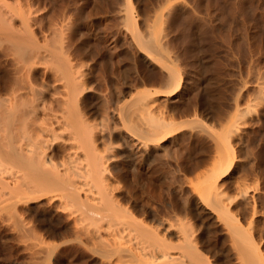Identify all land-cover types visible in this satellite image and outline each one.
<instances>
[{"label": "rangeland", "instance_id": "rangeland-1", "mask_svg": "<svg viewBox=\"0 0 264 264\" xmlns=\"http://www.w3.org/2000/svg\"><path fill=\"white\" fill-rule=\"evenodd\" d=\"M25 27L28 30L27 35ZM14 34L18 39L21 37V40L25 37V41L20 42L19 39L18 44L17 40L13 39ZM139 36L143 39L146 36L152 37L145 38L154 42L151 41L154 45L151 44L153 46L151 50L150 47L147 49L158 59L155 57L153 60L151 57V62L144 59V55L148 52L144 53L147 49L141 47ZM28 40H30L29 44ZM59 43L63 49L58 45ZM20 47L24 49L21 50ZM33 48L35 52L32 51ZM75 49L77 51L79 49L81 53L78 52L77 55ZM152 49H155L154 52ZM22 51L24 53H21ZM65 56L69 57L76 67L83 68L84 80L87 83V90L84 93L88 94V101L85 102L91 103L88 104L89 107L86 104L87 107H84L86 111L89 110L87 114L94 111V120L96 119V126L98 125L96 130L98 149L104 148L103 143L109 138L108 128L104 126L105 119L100 117L103 113L101 108L104 107V103L102 105L101 103L109 96L114 97L113 94H117V97L115 96L117 99L121 96V88L128 90L127 92L124 90L122 101L119 100L117 103L124 109L121 112L125 116L115 117L113 125L115 135L112 143L114 147L111 149L114 157L110 152L112 158L108 160L109 171L113 174L116 171V174L120 175L117 176L118 178L115 176L108 179V187L112 188L108 189V192L113 199L115 198V202L120 201L118 203L120 207L131 217L134 215L133 218L144 222L143 225L146 224L144 226L150 230V233L146 231L142 233L120 223L118 227L110 226V222L107 221L109 217L105 219L103 218L105 216L102 217L104 220L101 218L97 221L98 228L96 224H90L89 219H86L88 221L83 219L84 222L81 220L80 225L77 222H79L78 218H82L81 210H85L83 204L78 207L80 203L71 202L69 199L67 201L55 199L51 197L53 192L41 193L43 195L39 193L40 195L32 200L21 198L16 190L9 188L14 185L12 182L14 180L8 177L9 186L7 185V188L1 186L2 190L0 188V264H138L134 258L125 255V251L123 254L113 253L114 251L110 249L114 245L113 240L126 241L124 245L127 246L132 243L131 247L143 245L149 250L153 249L152 246L155 247L156 244L153 245L152 242L154 243L158 237L156 240L163 242L168 251L175 254L178 252L180 242L177 238L178 225L181 221L188 231L190 230L195 244L197 242L196 246L200 251L202 250L210 264L239 262L236 253H238L237 249L242 247L243 237L240 235L242 233L243 236L244 232L245 237L247 235L250 239L246 237L250 241L249 244H255L264 260V0H0V66L7 67L10 71L9 75L14 76L15 79L20 76L16 73L18 67L21 70L19 73H28L27 79L34 87L33 93L36 90L34 94L39 98V103L46 98L44 102L50 104L52 109L58 108L59 105L57 91L60 90L61 82L55 79L57 77L55 73ZM165 65L170 66V69L173 67L172 70L166 69ZM121 70L125 73L122 74ZM173 71L177 73L178 79V86L175 89L169 83L171 81L169 72L173 73ZM142 95H145L146 99L152 96L151 98L155 100L151 102L153 105L150 103L151 105L147 106V110L151 111L149 113L159 114L156 117L161 115L159 118L169 121L170 126L159 141L158 139L148 141L147 148L140 145V149L147 150L150 147L154 150V162L150 161L153 163L149 165L148 162V165H145V171L141 170V177L138 174L140 171L138 173L136 171L135 175L129 178L122 168L130 156L124 159L122 152L129 153L132 140L137 142V135L129 128L133 129L130 123L138 121L136 115L139 113L137 109L141 106L139 104L144 101ZM134 97L139 100H134ZM44 102L42 104H45ZM129 110L132 113H129ZM42 112H38L37 115H41ZM57 130L59 131V128H56ZM58 133L63 142L61 139L52 141L49 153L55 161L61 162L68 145L64 141L66 133L60 131ZM221 138H225L226 142ZM225 143H229L232 151L230 166L228 170H224V165L216 172L211 165L214 166L218 159L216 157L220 154L222 157L225 155L224 146L227 145ZM152 167L156 169V173L158 172L157 175L155 172H153L155 174L147 172L151 171ZM189 169L194 171L191 172ZM212 170L214 172H211ZM206 174L208 177L211 176L209 181L214 182L215 194L209 192L205 194L201 191ZM10 191L15 196L9 193ZM83 193L85 194V190L80 191L81 197H84ZM215 198L219 200L215 202ZM61 202H64L63 204L74 202L78 206L70 203V207L69 203L63 205ZM65 206L68 208L67 211ZM220 207L228 211L224 213L230 217L233 215L234 218L233 216L230 218L233 220L226 218V222L224 213L219 214ZM69 209L74 216L70 214ZM88 213L96 216V213L90 210ZM127 218L122 215L119 220L129 221ZM175 220L180 221L179 224ZM168 221L177 225L169 224ZM233 222L239 227L238 230L242 227L244 230L238 233ZM82 228L84 230H81ZM145 234L153 241L146 238ZM100 246H104L103 249L100 250Z\"/></svg>", "mask_w": 264, "mask_h": 264}, {"label": "bare ground", "instance_id": "bare-ground-1", "mask_svg": "<svg viewBox=\"0 0 264 264\" xmlns=\"http://www.w3.org/2000/svg\"><path fill=\"white\" fill-rule=\"evenodd\" d=\"M126 3V1H125ZM127 5V4H126ZM125 5V6H126ZM129 8V7H128ZM91 10V9H90ZM129 10V9H128ZM127 11V9L125 10ZM125 13V12H124ZM128 14V13H127ZM130 14V13H129ZM26 17V16H25ZM27 18V17H26ZM127 18V15H126ZM128 19V18H127ZM126 20V19H125ZM129 22V21H128ZM8 24V23H7ZM10 24V23H9ZM8 24V25H9ZM125 24V23H124ZM127 24V23H126ZM23 25V23H22ZM25 25H23L24 27ZM125 26V25H124ZM11 27V26H10ZM60 27V26H59ZM26 28V27H25ZM24 28V29H25ZM30 28V27H29ZM124 28V27H123ZM14 29V28H11ZM17 29V28H16ZM121 29V28H120ZM128 30V29H125ZM148 30V29H147ZM17 31V30H15ZM24 31V30H23ZM22 34L24 35L26 33L27 35V28H26V32ZM32 31V30H31ZM149 31V30H148ZM11 32V31H10ZM18 32V31H17ZM55 32V31H54ZM12 33V32H11ZM21 33V32H20ZM32 33V32H31ZM129 33V32H128ZM136 33V32H135ZM147 33V32H146ZM53 34V33H52ZM56 34V33H55ZM62 34V33H61ZM80 34V33H79ZM121 34V32H120ZM25 35V36H26ZM34 35V34H32ZM81 35V34H80ZM135 35V34H134ZM150 35V33H149ZM16 35L14 34V38L12 37L14 40H17V43L19 41V39L21 38H17L15 37ZM29 36V35H28ZM63 36V35H62ZM82 36V35H81ZM145 36V35H144ZM24 37V36H23ZM30 37V36H29ZM57 37V36H56ZM55 37V38H56ZM75 37V36H74ZM80 37V36H79ZM125 37V36H124ZM140 37V36H139ZM138 40L139 42L141 41L142 44H140L141 47H143L144 49H147L150 47H153L154 45L152 44V40H147V39H143V38H139ZM151 37V36H150ZM147 37V38H150ZM17 38V39H16ZM47 38V37H46ZM62 38V37H61ZM73 38V37H72ZM121 38V37H120ZM152 38V37H151ZM150 38V39H151ZM25 37L22 39L23 41H25ZM32 39V38H31ZM30 39V40H31ZM54 39V38H53ZM71 39V38H70ZM136 39V38H135ZM142 39V40H141ZM22 40L20 39V42H22ZM30 40H28L29 42H27L28 44L30 43ZM129 40V39H128ZM48 41V40H47ZM100 41V39H99ZM123 41V40H122ZM137 41V40H136ZM152 41V42H151ZM19 42V43H20ZM55 42V40H54ZM59 42V41H57ZM56 42V43H57ZM61 42V41H60ZM65 42V41H64ZM86 42V41H85ZM117 42V41H116ZM16 43V41H15ZM16 43V45H18ZM32 43V41H31ZM41 43V42H40ZM92 43V42H91ZM90 43V44H91ZM119 43V42H118ZM154 43V42H153ZM37 44V43H36ZM46 44V43H44ZM50 44V43H49ZM61 43H59L58 45L60 46ZM63 44V43H62ZM71 44V43H70ZM75 44V43H74ZM153 46H152V45ZM24 45V44H23ZM39 45V43H38ZM36 45V46H38ZM83 45V44H82ZM89 45V44H88ZM116 45V44H115ZM128 45V44H127ZM19 46V45H18ZM29 46V45H28ZM51 46V45H50ZM48 46V47H50ZM102 46V45H101ZM133 46V45H132ZM16 47V46H15ZM27 47V46H26ZM62 49L63 47L60 46ZM59 47V48H60ZM93 47V46H92ZM96 47V46H95ZM104 47V46H103ZM127 47V46H126ZM159 47V46H158ZM161 47V46H160ZM42 48V47H41ZM45 48V47H44ZM67 47H65L66 49ZM142 48V49H143ZM19 49V48H18ZM21 49V47H20ZM24 48L22 47L21 50H23ZM29 49V48H28ZM37 49V48H36ZM46 49V48H45ZM48 49V48H47ZM81 49V48H80ZM106 49V48H104ZM103 49V50H104ZM157 49V48H156ZM162 49V48H161ZM41 50V49H40ZM51 50V49H48ZM76 50V49H75ZM94 50V49H93ZM92 50V51H93ZM98 50V49H97ZM127 50V49H126ZM155 50V49H154ZM154 50L152 49V52H154ZM30 51V50H29ZM28 51V54H29ZM34 48H33V50ZM53 51V50H52ZM63 51V50H62ZM77 51V50H76ZM83 51V50H82ZM100 51V50H99ZM125 51V50H124ZM147 53V50H144ZM164 51V50H163ZM33 52V53H34ZM61 52V51H60ZM68 52V51H66ZM73 52V51H72ZM77 51V55L79 54ZM97 52V51H96ZM151 52V51H150ZM148 52V54L144 55V59H147L151 62L152 59L151 57L154 58L156 56H154L152 53ZM159 52V51H158ZM19 53V52H18ZM21 53H24V51H22ZM20 53V54H21ZM55 53V52H54ZM53 53V54H54ZM81 53V52H80ZM93 53V52H92ZM108 53V52H107ZM150 53V54H149ZM157 53V51H156ZM27 54V55H28ZM49 54V52H48ZM64 53H62L63 56ZM75 54V53H74ZM94 54V53H93ZM97 54V53H96ZM162 54V53H161ZM23 55V54H22ZM55 55H57L55 53ZM61 55V54H59ZM68 55V54H67ZM82 55V54H81ZM87 55V54H85ZM89 55V53H88ZM126 55V54H125ZM48 56V55H47ZM50 56V55H49ZM48 56V57H49ZM69 56V55H68ZM105 56V55H104ZM108 56V55H107ZM159 56V55H158ZM16 57V56H15ZM26 57V56H25ZM28 57V56H27ZM30 57V56H29ZM51 57V56H50ZM54 57V56H53ZM60 57V56H59ZM80 58V56H78ZM92 57V56H91ZM110 57V56H109ZM127 57V56H126ZM160 57V56H159ZM18 58V57H17ZM65 58V59H64ZM64 58H62L63 62L60 61L61 63L58 64L60 65V67H57L56 69V73L55 75L57 76L55 79H57V81L61 82L60 85V90L57 91V94L59 95V105L58 108L56 109H52L50 108V104H42L41 101L39 103V98H37V96L35 95V91L33 93V85L29 82L28 78V73L27 74H23L19 73L20 67L17 68V72L18 74H20V76L18 77L17 75H15L16 79L14 78V76H10L9 75V69L7 67H3L0 66V188L1 186L5 188H7V185L9 186L10 181H8V177L9 179L11 178V180H14L12 182H14V185L12 184L11 187L9 188H13L14 191L16 190V192L18 193V195L21 198H31V200L33 198H36L37 195H40L41 193H48V192H53V198H57V199H62L64 201V199L67 201V199L80 203L79 206L76 205L74 202L71 203V205L75 204L76 206L80 207L81 204L84 205L85 210H81V212L83 213V215L80 212L79 214L82 215V218H78L80 223L81 220L83 221V219L85 221H88L86 219H89L90 224H96V227L98 228V220H101V218L103 216V218L106 219V217L109 221L108 223L111 225H114L116 227H118V223H120L121 225H125L128 228H134L135 230H139L140 232H149L150 230L146 229V224L143 225L142 221L138 218H133V216L131 217L126 210L122 209L120 207V204H118L119 202H115L114 199L111 197L112 195H110V192H108L110 187H108L109 185L107 183L108 179L110 177H119V175L111 173L109 171L108 166L110 164H108V160L109 158H112V156L110 155L111 149L114 147L112 146L113 143V135H115L114 131V120L115 117L119 118V115H122L121 110L123 109L121 106H119L117 103L119 102V100L122 99V97L124 96V90L125 88L122 90L121 88V96H118V98L116 99V95L117 94H113L114 97H107L105 102L103 101L101 103V105L103 104L104 107L101 108V110L103 111L102 116L100 117H104L105 119V124L104 126L108 128V141H105L104 144V148L102 149H98L97 148V144L96 141L98 139L97 137V127L96 126V119L94 120V111H92L91 114H87V112H89V110L86 111L85 107L88 106V104H86L85 101H88V94H85V90H87V83L84 80V72H83V68H81V66L76 67V65H74L71 62V59H69V57L65 56ZM77 58V57H76ZM75 58V59H76ZM85 58V57H84ZM101 58V57H100ZM136 58V57H135ZM163 58V57H162ZM29 59V58H28ZM90 59V58H88ZM107 59V58H106ZM110 59V58H109ZM131 59V58H130ZM129 59V60H130ZM156 59H158L156 57ZM174 59V58H173ZM20 60V59H19ZM30 60V59H29ZM47 60V59H46ZM55 60V59H54ZM58 60V59H57ZM105 60V59H104ZM112 60V59H111ZM110 60V62H111ZM118 60V59H117ZM160 60V59H159ZM166 60V59H165ZM16 61V60H15ZM14 61V62H15ZM24 61V60H23ZM35 61V60H34ZM42 61V60H40ZM76 61V60H75ZM80 60H78L79 62ZM95 61V60H94ZM97 61V60H96ZM99 61V60H98ZM135 61V59H134ZM140 60H138L139 62ZM25 62V61H24ZM48 62V61H46ZM51 62V61H50ZM53 62V61H52ZM83 62V61H82ZM86 62V61H85ZM100 62V61H99ZM103 62V61H102ZM107 62V60L105 61ZM104 62V63H105ZM143 62V61H142ZM162 62V61H161ZM13 63V62H12ZM22 63V61H21ZM27 63V61H26ZM32 63V62H31ZM37 63V62H36ZM49 63V62H48ZM87 63V62H86ZM113 63V62H111ZM119 63V62H118ZM126 63V62H125ZM171 63V62H170ZM20 64V63H19ZM23 64V63H22ZM55 64V63H54ZM80 64V63H79ZM78 64V65H79ZM85 64V63H84ZM93 64V63H92ZM103 64V63H102ZM106 64V63H105ZM109 64V63H108ZM137 64V63H136ZM140 64V62H139ZM164 64V63H163ZM174 64V63H173ZM1 65V63H0ZM45 65V64H44ZM114 65V64H113ZM119 65V64H118ZM17 66V65H16ZM31 66V65H30ZM38 66V65H36ZM48 66V65H47ZM46 66V67H47ZM53 66V65H52ZM86 66V65H85ZM96 66V65H95ZM131 66V65H130ZM169 66V65H168ZM9 67V66H8ZM13 67V66H12ZM35 67V66H34ZM50 67V66H49ZM112 67V66H111ZM129 67V66H128ZM147 67V66H146ZM170 69V66L167 67L166 65L164 66ZM23 68V67H22ZM51 68V67H50ZM56 68V67H54ZM107 68V67H106ZM110 68V67H109ZM139 68V67H138ZM137 68V70H138ZM141 68V67H140ZM149 68V67H148ZM151 68V67H150ZM173 68V67H172ZM172 68L170 70H172ZM175 68V67H174ZM19 69V71H18ZM93 69V68H92ZM96 69V68H95ZM99 69V68H98ZM113 69V68H112ZM145 69V68H144ZM168 69V70H169ZM23 70V69H22ZM24 70H28L25 69ZM117 70V69H116ZM124 71V69H122ZM121 70V72H123ZM135 70V69H134ZM142 70V69H141ZM140 70V71H141ZM15 71V70H13ZM53 71V70H52ZM50 70V72H52ZM86 71V70H85ZM127 71V69H126ZM148 71V70H147ZM175 71V70H174ZM170 73V77H171V81L169 83H171L174 87L173 89H175L178 86V79L176 77V72ZM25 72V71H24ZM27 72V71H26ZM103 72V71H102ZM108 72V71H107ZM114 72V71H113ZM142 72V71H141ZM144 72V71H143ZM151 72V71H150ZM149 72V73H150ZM47 73V72H46ZM119 73V72H118ZM125 72H123L122 74H124ZM138 73V72H137ZM136 73V74H137ZM146 73V72H145ZM147 73V74H149ZM163 73V72H162ZM11 74V73H10ZM30 74V71H29ZM34 74V72H33ZM98 74V73H97ZM135 74V75H136ZM153 74V73H152ZM31 75V74H30ZM141 75V74H140ZM165 75V74H164ZM169 75V74H168ZM96 76V75H95ZM129 76V75H128ZM145 76V75H144ZM152 76V75H151ZM178 76V75H177ZM125 77V76H124ZM169 77V76H168ZM169 77V78H170ZM14 78V79H12ZM51 78V77H49ZM96 78V77H95ZM133 78V77H132ZM139 78V77H138ZM137 78V79H138ZM148 78V76L146 77ZM152 78V77H151ZM54 79V78H53ZM114 79V77H113ZM129 79V78H128ZM140 80V79H139ZM165 80H167L165 78ZM55 81V80H53ZM94 81V80H93ZM116 81V80H115ZM126 81V79H125ZM151 81V80H150ZM34 82V81H33ZM40 82V81H39ZM91 82V81H90ZM168 82V81H167ZM38 83V82H37ZM136 83V82H135ZM104 84V83H103ZM121 84V83H120ZM134 84V83H133ZM36 85V84H35ZM110 85V82H109ZM138 85V84H137ZM142 85V84H141ZM165 85V84H164ZM168 85V84H167ZM38 86V85H37ZM48 86V85H47ZM116 86V85H115ZM114 86V87H115ZM136 86V85H135ZM166 86V85H165ZM171 86V85H170ZM42 87V86H41ZM109 87V86H108ZM113 87V88H114ZM143 87V86H142ZM168 87V86H167ZM36 88V87H35ZM40 88V87H39ZM90 88V87H89ZM166 89V87H164ZM37 89V88H36ZM55 89V88H54ZM170 89V88H169ZM172 89V88H171ZM101 90V89H100ZM106 90V89H105ZM127 90V89H126ZM125 90V91H126ZM135 90V89H134ZM141 90V89H140ZM94 91V90H93ZM117 91V93H118ZM123 91V92H122ZM128 91V90H127ZM126 91V92H127ZM144 91V90H142ZM169 91V90H168ZM40 91H38L39 93ZM85 92V93H84ZM116 92V91H115ZM166 92V90H165ZM110 93V92H108ZM144 93V92H143ZM153 93V92H152ZM41 94V93H39ZM98 94V93H97ZM103 94V93H102ZM141 94V92H140ZM145 94V93H144ZM156 94V93H155ZM38 95V94H37ZM119 95V93H118ZM147 95V94H146ZM40 96V95H38ZM51 96V94H50ZM96 96V95H95ZM107 96V95H106ZM112 96V95H111ZM116 96V97H115ZM52 97V96H51ZM91 97V96H90ZM104 97V95L102 96V98ZM138 97V96H136ZM152 97V96H151ZM149 97L150 99H146L145 95H142V98H144L143 102L141 104H139L140 108L137 109L139 111L138 114L136 111V116L138 121L136 120L135 117V122L133 124L130 123V125L133 127V129L129 128V130H131L133 132V134H136L138 139L136 138L135 140H132V142L130 143V149L129 153L127 151H124L122 153H124V157H129L128 159H126V163L123 164V168L125 169L124 172L126 175L129 176V178L131 177V175H135L134 173H137L140 171L139 176L141 177V172L144 170L145 171V165H149L150 163L154 162V158H155V153L153 149H144L145 147L147 148L148 146V141H155L159 139L163 136V134H165L167 131L166 129L168 128V126H170V122L166 121L164 119H160L159 117H156L157 115H153L150 114L147 110V106H150L153 102V98ZM173 97V96H172ZM55 98V97H54ZM52 99V98H51ZM86 99V100H85ZM104 99V98H103ZM180 99V98H179ZM91 100V99H90ZM100 100V99H99ZM134 100H139L138 98ZM176 100V99H175ZM122 101V100H121ZM142 101V99H141ZM155 101V100H154ZM85 102V103H84ZM126 102V101H125ZM139 102V101H138ZM178 102V101H177ZM180 102V101H179ZM49 103V102H48ZM84 103V104H83ZM122 103V102H121ZM131 103V102H130ZM151 103V104H150ZM85 104L87 106H85ZM91 104V103H90ZM89 104V105H90ZM133 104V103H132ZM138 104V103H137ZM149 104V105H148ZM184 104V102H183ZM122 105V104H120ZM153 105V104H152ZM175 105V104H174ZM85 106V107H84ZM125 106V105H124ZM127 106V105H126ZM132 106V105H131ZM136 106V105H135ZM157 106V105H156ZM89 107V106H88ZM98 107V106H97ZM129 107V106H128ZM127 107V108H128ZM134 106H132L133 109ZM154 107V106H153ZM158 107V106H157ZM125 108V107H124ZM152 108V106L150 107ZM92 109V108H91ZM90 109V110H91ZM130 109V107H129ZM149 109V107H148ZM95 110V109H93ZM100 110V112H102ZM124 110V109H123ZM128 110V109H127ZM126 110V111H127ZM131 110V109H130ZM129 110V111H130ZM135 110V108L133 109ZM151 110V109H150ZM154 110V109H153ZM43 111L41 113V115H37L39 114L38 112ZM96 113L99 115V112L96 111ZM129 113H132L131 111ZM126 114V112H125ZM129 115V114H127ZM131 115V114H130ZM125 116V115H124ZM123 116V117H124ZM133 116V115H131ZM121 117V116H120ZM127 117V116H126ZM130 117V116H129ZM133 117V118H134ZM128 118V117H127ZM132 118V117H131ZM132 118V119H133ZM142 118V119H141ZM103 119V118H102ZM122 119V118H121ZM119 119V120H121ZM131 120V119H130ZM103 121V120H102ZM122 121V120H121ZM127 121V120H126ZM100 122V121H99ZM104 122V121H103ZM102 122V123H103ZM130 122V121H129ZM133 122V121H132ZM119 125V124H118ZM121 125V124H120ZM124 126V123H123ZM128 126V125H127ZM126 126V127H127ZM172 126V125H171ZM100 127V126H99ZM125 127V128H126ZM56 128H59L60 133L64 132L66 133V138H64V141L67 143V148L65 151V155H63L61 162L60 161H55V159H53V156L49 153V148H50V144L52 141L56 140V139H61V135H59V131H56ZM121 128V127H120ZM128 128V127H127ZM134 128L136 129L134 131ZM119 129V128H117ZM209 129V128H208ZM102 130V128L100 129V131ZM128 130V129H127ZM140 130V131H139ZM105 131V130H104ZM137 132V133H136ZM226 132V131H225ZM100 133V132H99ZM107 133V132H106ZM141 134V135H138ZM159 135V137H158ZM227 135V133H226ZM63 136V135H62ZM104 136V135H103ZM107 136V135H106ZM133 136V135H132ZM225 136V135H224ZM64 137V136H63ZM100 137V135H99ZM105 137V136H104ZM120 137V136H119ZM135 137V135H134ZM103 138V137H102ZM107 139V137H105ZM128 138V137H127ZM226 138V137H225ZM223 138V139H225ZM105 139V140H106ZM131 139H134L133 137H131ZM222 139V138H221ZM222 139V140H223ZM227 139V138H226ZM225 139V142H226ZM62 140V139H61ZM177 140V139H176ZM102 142L104 140H101ZM125 141V140H124ZM131 141V140H130ZM134 141V142H133ZM63 142V140H62ZM117 142V141H116ZM128 142V141H127ZM228 142V140H227ZM126 143V141H125ZM152 143V142H151ZM178 143V142H177ZM116 144V143H115ZM113 144V145H115ZM121 144V143H119ZM150 144V143H149ZM221 144L222 141H221ZM220 144V145H221ZM227 144L226 146H224L225 149V155L222 157V155L220 154L219 157H216L217 161H215L214 166H212V169L216 172H218L220 170V168H222L224 165V170H228L229 166H230V153L232 152L230 149V146L228 145L229 143H225ZM140 145H144L140 149ZM165 145V144H164ZM66 146V145H65ZM116 146V145H115ZM120 145H118L119 147ZM63 148V147H61ZM60 148V149H61ZM167 148V145H166ZM169 149V148H167ZM166 149V151H167ZM64 150V149H63ZM114 150V149H113ZM220 150V149H219ZM58 151V150H57ZM127 152V154H126ZM60 153V152H59ZM113 153V151L111 152V154ZM162 153V152H161ZM165 153V152H164ZM64 154V153H63ZM121 155V153H119ZM163 154V153H162ZM169 154V153H168ZM114 157V154H112ZM116 155V154H115ZM118 155V154H117ZM123 155V154H122ZM164 155V154H163ZM233 155V154H232ZM58 157V156H57ZM117 157V156H116ZM162 157V156H161ZM60 158V157H59ZM163 158V157H162ZM121 159V158H120ZM125 159V158H124ZM111 161V160H110ZM117 161V160H116ZM153 161V162H150ZM119 162V161H118ZM162 162V161H160ZM159 162V163H160ZM156 164V163H155ZM179 164V163H178ZM213 164V163H212ZM167 165V164H166ZM170 165V164H169ZM122 166V165H121ZM116 167V166H115ZM157 167V166H156ZM160 167V166H158ZM183 167V166H182ZM198 167V166H197ZM14 168V169H13ZM120 168V166H119ZM148 168V167H146ZM171 168V167H170ZM9 169V170H8ZM12 169V170H10ZM153 169V170H152ZM152 169H150L151 171H147L150 174H152L153 172L156 171V169H154L152 167ZM182 169V168H181ZM185 169V168H184ZM196 169V168H195ZM111 170V169H110ZM115 170V169H114ZM119 170V169H118ZM142 170V171H141ZM192 171H194L193 169H189ZM211 172H214V171ZM218 170V171H217ZM121 171V169H120ZM123 171V170H122ZM143 171V172H144ZM172 171V170H170ZM179 171V170H178ZM119 172V171H118ZM152 172V173H151ZM163 172V171H162ZM165 172V171H164ZM148 173V174H149ZM156 173V172H155ZM153 173V174H155ZM122 174V172H121ZM123 175L124 177H126V175ZM144 174V173H143ZM146 174V173H145ZM150 174L148 175V177L150 176ZM158 172L155 174L157 175ZM179 174V173H177ZM160 175V174H159ZM167 175V174H166ZM169 175V174H168ZM207 176L204 178L203 182H202V192H204L205 194H207L206 192H209L211 194H215L214 192V187H213V183L212 181H209V179H211V176L208 177V174H206ZM215 175V174H214ZM212 175V176H214ZM219 175V173H218ZM145 176V175H144ZM217 176V175H216ZM117 177V178H118ZM152 177V176H151ZM154 177V176H153ZM176 177V176H175ZM208 177V178H207ZM122 178V177H121ZM128 178V177H127ZM134 178V177H133ZM138 178V175L136 177V179ZM145 178V177H143ZM155 178V177H154ZM173 178V177H172ZM123 179V178H122ZM156 179V178H155ZM178 179V178H177ZM5 180V181H4ZM111 180V179H110ZM125 180V179H124ZM133 180V179H131ZM139 180V179H138ZM141 180V179H140ZM157 180V179H156ZM172 180V179H171ZM215 181V179H213ZM117 181V179H116ZM122 181V180H121ZM149 181V180H148ZM151 181V180H150ZM160 181V180H159ZM158 181V182H159ZM119 182V181H118ZM130 182V180H129ZM127 182V184L129 183ZM134 182V180H133ZM132 182V184H133ZM172 182V181H171ZM180 182V181H179ZM113 183V182H112ZM139 183V181H138ZM160 183V182H159ZM170 183V182H169ZM125 184V181H124ZM126 184V185H127ZM140 184V183H139ZM150 184V183H148ZM153 184V183H152ZM123 185V184H122ZM84 186V187H83ZM131 186V184H130ZM174 186V185H173ZM132 187V186H131ZM85 188V189H84ZM133 188V187H132ZM131 188V189H132ZM151 188V187H150ZM109 189V190H108ZM127 189V188H126ZM216 189V188H215ZM2 190V188H1ZM85 190V194L83 195L84 197H81L82 195H80V191ZM146 190V189H145ZM148 190V189H147ZM8 191V189H7ZM113 191V190H112ZM142 191V190H141ZM151 191V190H150ZM217 191V190H215ZM2 192V191H1ZM130 192V191H129ZM144 192V191H142ZM146 192V191H145ZM154 192V191H153ZM200 192V193H202ZM11 193V191L9 192ZM40 193V194H39ZM152 193V192H151ZM157 193V192H156ZM203 193V194H204ZM1 194V193H0ZM14 194V193H11ZM94 194L96 196H94ZM145 194V193H144ZM147 194V193H146ZM155 193H153L154 195ZM218 194V193H217ZM43 195V194H41ZM98 195V196H97ZM136 195V194H135ZM15 196V194H14ZM18 196V198H20ZM138 196V194H137ZM142 196V195H141ZM147 196V195H146ZM215 196V195H214ZM38 197V196H37ZM140 197V196H139ZM219 197V196H218ZM13 198V197H12ZM137 198V197H136ZM117 199V198H116ZM185 199V198H184ZM209 199V198H208ZM207 199V200H208ZM216 199V198H215ZM139 200V199H138ZM210 200V199H209ZM219 200V199H218ZM217 199L215 200L218 201ZM60 201V200H59ZM123 201V200H122ZM135 201V199H134ZM143 201V200H142ZM207 202V201H206ZM222 203V200L220 201ZM64 203V202H63ZM61 202V204H63ZM69 203V202H67ZM67 203L65 202V204L63 205H67ZM70 203L68 204V206L71 207ZM123 203V202H122ZM164 203V201H163ZM219 203V202H217ZM243 203V202H242ZM62 205V206H63ZM124 205V204H123ZM215 205H217L215 203ZM74 206V205H73ZM75 206V207H76ZM82 206V205H81ZM125 206V205H124ZM163 206V205H162ZM207 206V205H206ZM223 206V205H222ZM247 206V205H246ZM9 207V206H8ZM61 207V206H60ZM78 207H76L78 209ZM134 207V206H133ZM132 207V208H133ZM165 207H166V203H165ZM224 208H226L225 206H223ZM58 208V207H57ZM64 208V206L62 207ZM66 206H65V210H66ZM224 208L220 207V213H224L227 212ZM68 209V208H67ZM71 209V208H70ZM69 209V210H70ZM74 209V208H73ZM212 209V208H211ZM228 209V208H227ZM64 210V209H63ZM64 210V211H65ZM80 210V209H78ZM92 211L94 213H96V216H91L88 212ZM136 210V209H135ZM67 211V210H66ZM72 210H70V214L73 215V213H71ZM75 211V210H74ZM77 211V210H76ZM122 211V212H121ZM122 214H120V213ZM167 213V212H166ZM224 213L223 216H225L224 220L227 222V219H230L231 217L227 214ZM14 214V213H13ZM120 214V215H118ZM170 214V213H169ZM230 214V213H229ZM98 215V216H97ZM124 215L127 216L129 219V221H127L126 219H124V221L119 220V217ZM168 215V214H166ZM165 215V216H166ZM178 215V214H175ZM231 215V214H230ZM74 216V215H73ZM164 216V215H163ZM173 216V215H172ZM76 217V216H75ZM77 217H79V215H77ZM76 217V218H77ZM81 217V216H80ZM137 217V216H136ZM167 217V216H166ZM180 217V216H179ZM102 218V219H103ZM170 218V217H169ZM234 218V216H233ZM230 219L231 220H233ZM243 218V216H242ZM247 218V217H246ZM43 219V218H42ZM75 219V218H74ZM167 219V218H166ZM171 219V218H170ZM237 219V218H235ZM77 220V219H75ZM104 220V219H103ZM102 220V221H103ZM169 220V219H168ZM181 220V218L179 219ZM99 224H101V222ZM173 222V219L171 220ZM176 221V220H175ZM174 221V222H175ZM84 222V221H83ZM95 222V223H94ZM134 225H136V223L138 225L136 226H132V223ZM170 222V221H168ZM172 222H170L169 224H171ZM177 222V221H176ZM180 222V221H178ZM177 222V224H179ZM250 222V221H249ZM76 223V221H75ZM229 223V222H228ZM83 224V223H82ZM86 224V222H85ZM83 224V225H85ZM89 223L87 222V225ZM173 224V223H172ZM175 224V225H177ZM225 224V222H224ZM223 224V225H224ZM234 224V222H233ZM249 225V223H247ZM78 225V224H77ZM81 225V223H80ZM79 225V226H80ZM148 225V222H147ZM174 225V224H173ZM172 225V226H173ZM174 225V226H175ZM228 225V224H227ZM235 225V224H234ZM95 226V225H94ZM92 226V227H94ZM132 226V227H131ZM151 226V225H149ZM236 226V225H235ZM78 227V226H77ZM85 227H87L85 225ZM89 227V226H88ZM101 227V225H100ZM178 231H179V235L178 238L179 239V245H178V252H174L175 254L171 253L170 251H168V249L164 246V243L161 242L159 240H154L155 242L153 243V239H150L146 234L144 236H147L146 238H149L150 241L152 242V244H156L154 245L155 247L152 246L153 249H149L147 250V248L145 249L143 247V245L141 247L139 246H134L131 244H129V246L124 245V242L120 241V240H113L114 245H112V247H110V249L112 251H114L113 253H117L121 252L123 254V251H125V255H129L128 257H132V259L134 258L136 261H138V264H210L209 260L207 259V257L200 251V249H198L199 247L196 246L195 242H194V237H191L190 235V230L188 231V228L185 227L184 223L181 221L180 224L178 225ZM237 227V226H236ZM242 227V226H241ZM95 228V227H94ZM148 228V227H147ZM151 228V227H150ZM227 228V227H226ZM230 228V227H229ZM239 227H237V232L239 233L241 230H238ZM88 229V228H87ZM228 229V228H227ZM27 230V229H26ZM79 230V229H77ZM81 230H84L83 228ZM80 230V231H81ZM99 230V229H98ZM153 230V229H152ZM244 230V229H243ZM97 231V230H96ZM232 232V230H230ZM229 231V234L231 233ZM98 232V231H97ZM155 232V230H154ZM236 232V233H237ZM150 233V232H149ZM241 233V232H240ZM152 234V233H151ZM157 234V233H156ZM150 235V234H149ZM238 235V234H237ZM151 236V235H150ZM242 238V244L245 246L243 247V245L241 244L242 247H240V249H237L236 254H238V258H239V262L237 261L238 258H236L237 264H264V260L262 259L261 255L259 254V252L257 251V247L255 246V244H249L250 241H248L249 237H245V232L242 233L240 235ZM115 237V236H114ZM251 237V236H250ZM152 238V237H151ZM238 238V237H237ZM246 238V240L244 239ZM111 239V238H110ZM113 239V238H112ZM111 239V240H112ZM148 239V241H149ZM244 239V240H243ZM196 240V239H195ZM250 240V239H249ZM102 243L103 239H101ZM109 241V240H108ZM143 241V240H142ZM148 241L146 242V244L148 243ZM248 241V242H247ZM259 241V240H258ZM106 242V241H105ZM112 242V241H111ZM109 242V243H111ZM145 242V240H144ZM150 242V243H151ZM157 242V243H156ZM246 242V243H245ZM245 243V244H244ZM254 243V242H253ZM259 243V242H258ZM257 243V246H258ZM106 246L108 247L107 243H105ZM248 244V245H247ZM148 245V244H147ZM144 244V246H147ZM49 247V246H48ZM104 247V246H102ZM100 246V250L102 248ZM103 249V248H102ZM105 249V248H104ZM108 249V248H107ZM236 249V248H235ZM234 249V250H235ZM49 250V249H48ZM47 250V251H48ZM261 249H259L260 251ZM104 251V250H103ZM107 251V250H106ZM102 252V251H101ZM109 252V250H108ZM107 253V252H106ZM105 253V255H106ZM110 253H112L110 251ZM120 253V254H121ZM49 254V251H48ZM121 254V255H122ZM103 255V253H102ZM124 256V255H123ZM126 257V258H128ZM119 258V257H118ZM120 259V258H119ZM118 259V260H119ZM130 259V261L132 260ZM124 260V259H122ZM119 260V261H122ZM129 260V259H128ZM133 261V260H132ZM234 263V264H235Z\"/></svg>", "mask_w": 264, "mask_h": 264}]
</instances>
